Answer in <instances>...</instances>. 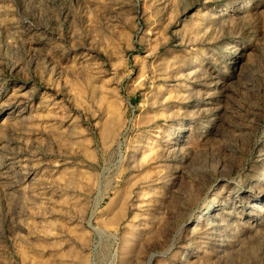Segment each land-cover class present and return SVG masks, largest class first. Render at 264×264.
Wrapping results in <instances>:
<instances>
[{
  "label": "rangeland",
  "instance_id": "1",
  "mask_svg": "<svg viewBox=\"0 0 264 264\" xmlns=\"http://www.w3.org/2000/svg\"><path fill=\"white\" fill-rule=\"evenodd\" d=\"M0 264H264V0H0Z\"/></svg>",
  "mask_w": 264,
  "mask_h": 264
},
{
  "label": "bare ground",
  "instance_id": "2",
  "mask_svg": "<svg viewBox=\"0 0 264 264\" xmlns=\"http://www.w3.org/2000/svg\"><path fill=\"white\" fill-rule=\"evenodd\" d=\"M218 10H220V12H224V11H227V10H228V7H227V5H226V7H225L224 9L219 8ZM210 237H211V236H210Z\"/></svg>",
  "mask_w": 264,
  "mask_h": 264
}]
</instances>
